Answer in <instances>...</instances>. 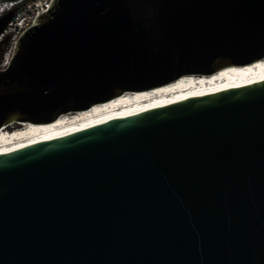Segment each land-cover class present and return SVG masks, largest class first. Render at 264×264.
Instances as JSON below:
<instances>
[{
  "label": "water",
  "instance_id": "water-1",
  "mask_svg": "<svg viewBox=\"0 0 264 264\" xmlns=\"http://www.w3.org/2000/svg\"><path fill=\"white\" fill-rule=\"evenodd\" d=\"M263 58L264 0H53L0 129ZM0 264H264V81L1 153Z\"/></svg>",
  "mask_w": 264,
  "mask_h": 264
},
{
  "label": "bare ground",
  "instance_id": "bare-ground-1",
  "mask_svg": "<svg viewBox=\"0 0 264 264\" xmlns=\"http://www.w3.org/2000/svg\"><path fill=\"white\" fill-rule=\"evenodd\" d=\"M259 81H264V58L245 65L225 67L211 75H185L151 89L126 92L94 104L89 109L62 114L51 122L19 123L3 127L0 129V154L153 107Z\"/></svg>",
  "mask_w": 264,
  "mask_h": 264
},
{
  "label": "built area",
  "instance_id": "built-area-1",
  "mask_svg": "<svg viewBox=\"0 0 264 264\" xmlns=\"http://www.w3.org/2000/svg\"><path fill=\"white\" fill-rule=\"evenodd\" d=\"M52 1L0 0V17L12 11L9 21L0 32V70L6 68L19 35L47 11Z\"/></svg>",
  "mask_w": 264,
  "mask_h": 264
}]
</instances>
